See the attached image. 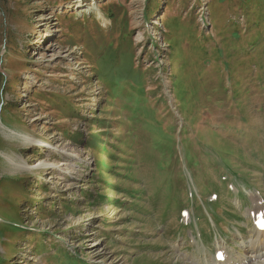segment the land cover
Instances as JSON below:
<instances>
[{"label": "rangeland", "instance_id": "374dc122", "mask_svg": "<svg viewBox=\"0 0 264 264\" xmlns=\"http://www.w3.org/2000/svg\"><path fill=\"white\" fill-rule=\"evenodd\" d=\"M78 3L0 0V264H217L220 238L239 263L264 199V0Z\"/></svg>", "mask_w": 264, "mask_h": 264}, {"label": "bare ground", "instance_id": "6f19581e", "mask_svg": "<svg viewBox=\"0 0 264 264\" xmlns=\"http://www.w3.org/2000/svg\"><path fill=\"white\" fill-rule=\"evenodd\" d=\"M77 1L79 2L78 3V7H85V6H87V4H84V0H77ZM89 6H90L89 7V10H87V11H90V10H93L94 9V6H93L92 3ZM96 9L98 10V7L97 6H96ZM99 16L102 17L103 20H105L104 17H103V15H102V13H101V11H99ZM49 35L50 34L48 33L45 36L47 37ZM25 139L28 140L29 143L34 144V145L42 144V141L40 139H38V138H35V137H33V138L26 137ZM71 158L72 159H70V156H69L70 161H66V163H63L62 164L63 166L65 165L64 167H61L62 165L60 166V165L54 164L53 165V168L60 167V169H61L60 171H62L64 174L75 173L77 171V169L74 166V163H72V161L78 160V159L79 160H84V159H83L82 155L74 156V157L71 156ZM24 167L30 168L27 164H25ZM255 229L256 230L253 231L252 234H251L252 241L254 243L251 246V248H249L248 251L246 252L245 257L243 259L241 258L242 260H240V261L238 260L239 261L238 264H248L253 258H256V257L259 258L261 255H262V257L264 256V231L259 230L258 228H255ZM240 253H242V252H240ZM236 261H237V259H236ZM231 263L229 261V257H227V258H225V261H220L219 260V263H217V264H231ZM260 264H264V262L263 263H260Z\"/></svg>", "mask_w": 264, "mask_h": 264}]
</instances>
